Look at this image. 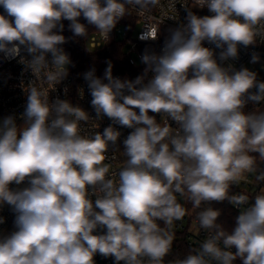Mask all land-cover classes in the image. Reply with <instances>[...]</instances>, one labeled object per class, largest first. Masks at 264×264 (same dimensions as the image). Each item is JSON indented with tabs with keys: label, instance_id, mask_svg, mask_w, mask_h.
Wrapping results in <instances>:
<instances>
[{
	"label": "clouds",
	"instance_id": "obj_1",
	"mask_svg": "<svg viewBox=\"0 0 264 264\" xmlns=\"http://www.w3.org/2000/svg\"><path fill=\"white\" fill-rule=\"evenodd\" d=\"M179 4L184 22L168 29L160 52L145 48L142 74L114 76L111 61L102 78L95 68L83 73L93 118L50 95L72 64L61 47L70 39L63 22L86 43L88 26L108 42L133 10L143 16L161 0H0V53L20 57L34 76L21 84L22 122L0 119V208L14 214V230L0 233V264H95L97 254L115 264H164L188 215L178 197L194 209L208 205L196 216L207 236L174 264H264V110L257 107L264 81L222 63L237 59L240 46L264 42V0ZM171 7L176 15L167 19L176 20ZM160 34V26L145 25L139 39ZM259 59L254 52L251 62ZM104 117L111 124L102 132H85L82 125L98 128ZM117 126L131 131L122 141L126 159L114 168L108 153L119 148ZM225 201L237 210L230 230L211 206Z\"/></svg>",
	"mask_w": 264,
	"mask_h": 264
},
{
	"label": "built area",
	"instance_id": "obj_2",
	"mask_svg": "<svg viewBox=\"0 0 264 264\" xmlns=\"http://www.w3.org/2000/svg\"><path fill=\"white\" fill-rule=\"evenodd\" d=\"M189 6H191L192 0H187ZM175 3L176 9L178 13V17L176 20L167 19L168 16H175L176 13L173 11L171 5ZM180 0H161V6H158L153 9H149L145 12L143 16L138 15L135 10L132 11V14L128 16L131 18L134 23L135 27L137 25L140 26V30L138 31L135 38L131 39L130 34H125L124 44L129 43L131 45V49L126 52L125 56L128 60L129 65L137 71V74L133 75L130 72H125L122 75L113 74L114 76L120 77L122 79H135L138 75L142 74L144 65L140 62V57L144 50L142 47H148L151 50L156 51L157 53L160 52L165 38L169 35L168 29L175 28L178 26L180 22H184V17L186 15L185 10L183 7L180 6ZM192 11L195 12L197 15H211L207 8L200 9L197 7L192 8ZM0 14L6 15L2 6H0ZM127 18V17H126ZM125 19H123L124 22ZM145 25H152V26H160V36L157 40H149L143 41L139 39L140 32ZM134 27V28H135ZM118 29H114L113 32L110 34V40L108 42L100 40L98 36L94 33L90 35V39L87 42L88 50L92 53H97L102 51L109 43L116 40V32ZM94 37V38H93ZM204 46L214 48V45H210L205 42ZM65 52L71 56V52L67 49H64ZM257 53L260 57L257 63L251 62V56L253 53ZM217 58L219 49H216ZM132 54H136V58L132 56ZM21 56L30 59L26 52L22 51ZM48 59L51 60V56H48ZM219 62V61H218ZM223 64H231L234 69L239 70L240 68H244L247 66H251L257 68V78L260 81H264V42H259L255 46H249L247 48L240 46L239 48V55L238 58L235 60L230 59L229 61L222 62ZM34 79L33 74L29 69L26 68L25 64L20 62V57L15 59H7L5 58L3 53H0V118H3L8 115H15L17 117V123H21L20 114L24 111V107L26 105V95L21 87V84L27 85L30 81ZM38 84L47 87L44 81H37ZM67 87L68 92L65 95L64 89ZM83 92V93H82ZM51 98H55L59 96L61 99H68L73 104H79L82 108L89 112V114L94 118L95 113L91 107L90 101L91 96L87 90V84L83 79V75L80 77L78 81H75L72 75L68 73V76L59 84L57 85V90L50 94ZM83 95V96H82ZM252 105L248 106L247 110L252 109ZM259 110H264V104L257 106ZM152 115V113H150ZM157 120H160L159 115H157ZM99 127L97 128L93 122H89L86 125H82L86 133H91L93 131H103L105 127L111 124V121L104 117L99 122ZM118 130L121 132L120 140L118 141L119 148L111 149L108 155L112 158V164L114 168H119L125 161V157L123 155V145L122 141L131 129L127 128H119ZM175 127V125H173ZM11 187H16L14 184ZM243 188L233 187V192H240ZM256 191L259 190V187L255 189ZM182 199L185 208L187 209L188 215L185 216L182 222H177V228L175 229V239L173 241L172 250L168 256L165 257L164 264H167L168 257L179 248L181 242H184L187 247L191 248L192 250L196 247L198 242L203 241L206 239L207 233L204 230H201L198 227L195 209L192 207L191 202L187 205L186 198H179ZM237 211L236 209H234ZM0 216L5 218V223L0 224V233L7 234L14 230L13 220L14 214L11 212L8 206H4L0 208ZM179 258L174 259V262ZM95 264H115L114 258L112 257H102L97 254L94 257ZM123 264V262H121Z\"/></svg>",
	"mask_w": 264,
	"mask_h": 264
},
{
	"label": "trees",
	"instance_id": "obj_3",
	"mask_svg": "<svg viewBox=\"0 0 264 264\" xmlns=\"http://www.w3.org/2000/svg\"><path fill=\"white\" fill-rule=\"evenodd\" d=\"M80 19L82 23L86 24V21L82 17ZM124 19V23L126 24V34H130L135 27V23L131 18L127 17ZM121 21H123V19ZM63 23L65 25V29L62 34L65 35L66 38L70 39H68V42L61 47L71 52L70 59L72 64L69 65L68 73L72 75L75 81H78L83 73L92 68H95L96 75L102 78L104 71L107 68V61H111L112 63L113 74L122 75L125 72H130L133 75L137 74V71L129 65L125 56L124 42L114 40L102 51L92 53L88 50L87 43L83 38L73 37L72 32L68 30L69 21H64ZM88 27L91 35L94 29L92 26ZM145 48L148 47H142L141 49L145 50ZM207 206V204H202L201 209ZM211 206L221 210V216L219 217L218 222L221 223L226 230H230L234 217L237 215V211H235L227 201L220 204L213 203ZM201 209H195L196 216ZM190 251H192V249L187 247L184 242H181L179 248L168 257L167 264H174V259L179 257L183 258L189 254ZM235 264H241V262L237 260Z\"/></svg>",
	"mask_w": 264,
	"mask_h": 264
},
{
	"label": "rangeland",
	"instance_id": "obj_4",
	"mask_svg": "<svg viewBox=\"0 0 264 264\" xmlns=\"http://www.w3.org/2000/svg\"><path fill=\"white\" fill-rule=\"evenodd\" d=\"M116 29H118L117 32H116V41H122V42H124V38H125V34H126V24L124 22H121L120 21L117 24ZM139 30H140V26L137 25L132 30V32L130 33V38L131 39L135 38V36L137 35V33H138ZM130 49H131V45L129 43H125L124 50L126 52H128ZM132 56L134 58H136V54H132ZM247 68L250 69V70H252V71H254V72H256V73L258 71L257 68H254V67H251V66H247ZM0 119H2V118H0ZM258 164H259V167L261 169H264V163L258 161ZM188 204H189V201L187 200V205Z\"/></svg>",
	"mask_w": 264,
	"mask_h": 264
}]
</instances>
